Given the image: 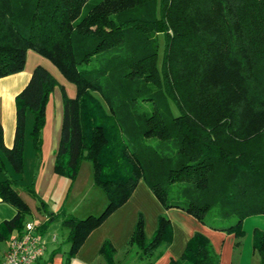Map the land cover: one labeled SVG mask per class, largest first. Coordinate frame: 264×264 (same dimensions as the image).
<instances>
[{"label": "trees", "instance_id": "obj_1", "mask_svg": "<svg viewBox=\"0 0 264 264\" xmlns=\"http://www.w3.org/2000/svg\"><path fill=\"white\" fill-rule=\"evenodd\" d=\"M50 62L31 67L15 94L11 145L0 126V201L13 209L0 219V242L15 235L36 197L33 182L18 184L24 123L34 154L44 106L60 86L61 118L52 169L72 179L81 159L104 192L98 213L77 217L48 211L67 228L65 259L90 229L142 180L162 210L178 208L213 230L243 233L242 220L264 214V0H0V77L25 64L26 50ZM64 82L72 85L65 92ZM164 211L146 236L143 217L126 240L136 262L151 264L169 244ZM251 247L264 264V231ZM167 264H221L211 241L193 231ZM98 252L113 264L109 239Z\"/></svg>", "mask_w": 264, "mask_h": 264}, {"label": "crops", "instance_id": "obj_2", "mask_svg": "<svg viewBox=\"0 0 264 264\" xmlns=\"http://www.w3.org/2000/svg\"><path fill=\"white\" fill-rule=\"evenodd\" d=\"M24 63L21 70L19 69L17 72L8 75L5 74V76L0 77V126L2 130V143H4L3 145L5 147L10 146L12 142L15 117V103H13V98L15 94L19 92L26 83L28 77H30L29 73L32 66L37 63L51 65L45 57L43 58L38 55L33 49L26 50ZM52 88L44 106L45 116L44 123L41 127L42 129H40V147L37 156L33 152L31 146L32 142L28 135L31 116L27 114L25 117L24 129L26 130L23 140L22 170L19 174L15 175L18 177V184H26L30 181L33 182L32 184L36 197H33L27 192L20 196L24 199V202L29 208L28 214L24 216V221H33L37 227L41 223L46 222L47 215L42 207L51 212L60 209L63 211L61 208L62 205L59 206V208L58 205L52 207V193L54 192L53 189H55L53 184L57 182L56 176H58V174L53 172L52 163L53 156L55 155L54 150L58 142L60 118L62 115L60 86L58 84L54 85ZM63 88H65L64 90L67 94L70 95L72 93V86L69 83L64 82ZM26 145H30L31 150L30 148L26 150V160L24 161L23 154ZM132 191L133 192L129 194L128 198L121 205L103 218L96 227L92 230L90 229L89 234L85 236L74 254L68 259L64 258L65 251H67L69 247L68 242L65 241L67 228L65 225L62 226L59 223V218L53 219L57 220L59 226H62L64 230V232H62L63 235L60 234V237H58L57 234L52 233L53 220L50 219L46 227L40 231L45 241L46 248H44L43 253L34 264H104V259L98 252V248L101 246L100 243L104 237L109 239L115 249L113 264H133L136 262V257L131 250H125V245L137 215L140 214L141 217H143L144 233L146 236H150L152 231H154L157 214L162 211L169 217L171 229H173L172 236L169 244L165 246L158 258L151 264H167L171 258L175 259L179 257L184 243H186V239L196 230L211 241L213 249L219 254L218 259L221 264L258 263V255L256 257V252L251 247L250 243L251 253L247 248L243 250L242 242L237 237L235 238L232 233L213 230L211 227L208 228L199 223L192 215L178 208L169 207L162 210L160 203L157 202L156 198H154L142 180L136 182ZM39 199H41L44 204L42 207L39 206ZM102 201L103 203L105 201L104 195L102 196ZM78 207L80 206L78 205ZM90 212L96 213L92 212V210L88 211V213ZM12 214V207L0 201V219L8 218ZM28 215H30V218H28ZM251 216L253 217V215H250V217ZM254 227L256 228V226ZM7 239L3 241L0 253L5 248Z\"/></svg>", "mask_w": 264, "mask_h": 264}, {"label": "rangeland", "instance_id": "obj_3", "mask_svg": "<svg viewBox=\"0 0 264 264\" xmlns=\"http://www.w3.org/2000/svg\"><path fill=\"white\" fill-rule=\"evenodd\" d=\"M46 67L50 70V72L53 75H56V77H60L59 73H57V71L51 65L48 64ZM29 148L31 150L30 145H26V148L23 154L24 161L26 160V150H28ZM90 167L91 166H90V162L88 159L87 160L81 159L79 161L75 175L72 179L68 178L67 176H63V174L62 175L58 174V176H56L57 182L53 184L55 189H53L54 192L52 193L53 194L52 195V207L58 205V208H59V206L62 205L61 208L63 209L65 213H72L73 215L77 217L79 216L83 217L87 215L88 211L92 210V212L98 213L99 210L103 206H105L102 201V196L104 192H101V190L98 187L92 184L93 179H91ZM25 192L26 191L24 189L19 188L17 190V193L21 196ZM21 196L19 197L21 198ZM78 205L80 207H78ZM29 216L30 215H28V218H30ZM253 225L256 226V228L260 230L262 229L264 230V214L263 213L253 215V217L252 216L250 217L249 215L242 222L244 233L240 237H238V239L243 244V250L247 248L249 252H250V245H251V244L249 245L250 243L249 238L251 236V228L254 227ZM62 232H64L63 227L59 226L57 220H53L52 221V233L57 234V236L60 237V234L63 235ZM1 245H3V241L0 242V248H1ZM257 254L258 253L256 252L255 254L256 257H257Z\"/></svg>", "mask_w": 264, "mask_h": 264}, {"label": "built area", "instance_id": "obj_4", "mask_svg": "<svg viewBox=\"0 0 264 264\" xmlns=\"http://www.w3.org/2000/svg\"><path fill=\"white\" fill-rule=\"evenodd\" d=\"M41 235L33 221H24L19 232L7 239L0 264H34L46 248Z\"/></svg>", "mask_w": 264, "mask_h": 264}]
</instances>
